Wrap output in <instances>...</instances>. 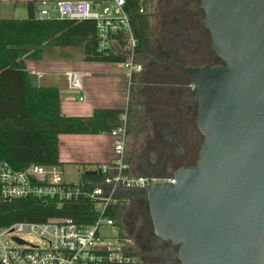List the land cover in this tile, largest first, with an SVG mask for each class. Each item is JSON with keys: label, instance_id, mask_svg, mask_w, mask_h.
<instances>
[{"label": "water", "instance_id": "1", "mask_svg": "<svg viewBox=\"0 0 264 264\" xmlns=\"http://www.w3.org/2000/svg\"><path fill=\"white\" fill-rule=\"evenodd\" d=\"M201 5L225 64L185 68L205 140L175 183L145 184L151 211L158 234L180 244L181 264H264V0ZM30 78L37 87L38 75Z\"/></svg>", "mask_w": 264, "mask_h": 264}, {"label": "trees", "instance_id": "2", "mask_svg": "<svg viewBox=\"0 0 264 264\" xmlns=\"http://www.w3.org/2000/svg\"><path fill=\"white\" fill-rule=\"evenodd\" d=\"M151 0H126L131 26L139 47L151 35ZM118 46L127 44L123 32L113 35ZM101 37L94 19L39 18L35 2L28 3V17L0 18V165L7 161L16 169L33 163L61 165L60 135L108 133L121 122L124 108H98L92 116H69L61 109L57 85L34 87L26 60H40L53 47H81L85 61L119 63L127 59L114 47L101 50ZM138 111L130 119L137 117ZM99 173L82 174L85 189L102 180ZM123 207L111 215L122 217ZM53 217H70L79 225H91L95 206L87 197L60 206L55 199L0 197V229L21 221L45 222Z\"/></svg>", "mask_w": 264, "mask_h": 264}, {"label": "built area", "instance_id": "3", "mask_svg": "<svg viewBox=\"0 0 264 264\" xmlns=\"http://www.w3.org/2000/svg\"><path fill=\"white\" fill-rule=\"evenodd\" d=\"M126 0H113L111 7L102 11L96 9L90 0H41L36 5L39 18L94 19L101 37L100 49L114 47L127 55L124 62L115 63L131 78L140 72L139 42L125 10ZM123 32L127 39L121 49L113 35ZM77 75V85H71V78ZM71 88L82 86L80 74L67 73ZM82 99V98H81ZM128 110L121 122L108 134L112 137V156L97 169L102 180L91 182L85 189L80 183L65 179L60 165L33 163L23 169H16L9 162L0 165V197L4 200L37 197L55 199L62 206L65 203L87 197L95 206L96 219L88 226H81L70 217H53L45 222L21 221L0 229L1 264H137L138 251L132 237L128 235L122 217L111 215L116 207H123L134 187H146L158 179L132 172L128 160L129 141ZM167 180L175 183L171 176ZM122 181V183H121ZM121 183V186H119ZM33 235L38 241L27 239ZM16 238L21 239V243Z\"/></svg>", "mask_w": 264, "mask_h": 264}, {"label": "flooded vegetation", "instance_id": "4", "mask_svg": "<svg viewBox=\"0 0 264 264\" xmlns=\"http://www.w3.org/2000/svg\"><path fill=\"white\" fill-rule=\"evenodd\" d=\"M201 3L159 0L158 25L151 31L148 47H139L141 77L133 97L140 110L134 121L143 140L137 170L158 178L150 183L196 165L205 140L197 123L199 103L189 98L194 85L185 68L225 61L213 48ZM128 197L122 222L135 242L137 264H181L180 244L156 230L147 188L134 187Z\"/></svg>", "mask_w": 264, "mask_h": 264}, {"label": "crops", "instance_id": "5", "mask_svg": "<svg viewBox=\"0 0 264 264\" xmlns=\"http://www.w3.org/2000/svg\"><path fill=\"white\" fill-rule=\"evenodd\" d=\"M40 1L41 0H0V8L3 7L9 10V14L6 18H16L14 15L18 8L28 11V3L35 2L37 5ZM90 1L92 5L100 11L113 5V0ZM108 1L111 2L110 5L106 4ZM98 7L103 9L101 10ZM71 48L72 47H53L50 51H46L43 59L26 60L29 71L38 75V85H57L60 87L62 97L61 109L65 115L92 116L98 108H123L122 106L125 103V99L123 93L118 88L121 75L111 74L115 72L107 71V69H111L109 66L110 64H116L104 62V64L108 65V68L103 64L99 66L90 61H84L83 55L81 57V62L74 63L71 60L73 58ZM48 52L51 57L49 64H45L44 66L38 65L39 62L47 58ZM54 52L57 55H54ZM29 61L38 63H33V66H30ZM68 72L80 74L82 86L79 87V89H87L85 90L87 92L85 99L83 96H80L79 100H77L70 95L72 88L68 84ZM120 73L123 74L125 71L120 70ZM50 76H52V80L49 79ZM63 90H65V92ZM119 105L122 106L120 107ZM112 153V137L108 133L60 135L61 165L64 161L74 162L72 164L79 169L81 174L89 170L97 169L102 162L112 156Z\"/></svg>", "mask_w": 264, "mask_h": 264}, {"label": "rangeland", "instance_id": "6", "mask_svg": "<svg viewBox=\"0 0 264 264\" xmlns=\"http://www.w3.org/2000/svg\"><path fill=\"white\" fill-rule=\"evenodd\" d=\"M98 1V0H97ZM106 4H111L110 1H108ZM101 10L103 8L98 7ZM159 11H160V7H159V0H151V5L148 9V12L151 14L150 16V21H151V31H154L158 25V15H159ZM9 10L7 8H0V17L6 18L8 16ZM16 18H26L28 17V11L27 10H20V8H18L15 12L14 15ZM72 61L74 63H78L81 62V57L83 55V49L81 47H72ZM54 55H57L54 52ZM51 57H50V53L48 52L47 58L42 61V62H34V61H29V65L33 66V63H38V65H45V64H49ZM85 61V60H84ZM92 63H95L96 65L101 66L106 65L108 68L107 64H104V62H94V61H90ZM139 62H142V58L139 56ZM111 67V69H107L108 72H115V73H111V74H115V75H121L120 81L118 82V88L121 90V92L123 93V97L125 99V103L124 105H119L120 107L122 106L124 109L131 110L132 115L134 113H136V111L140 110V108H138L137 106V102L134 100L133 95L137 93V86L140 82V74L139 72L134 74L133 77H129L126 72L125 73H120V69L119 67H117L114 64H110L109 65ZM125 71V70H123ZM50 80H52V76H50L49 78ZM87 90L86 88L84 90H80L79 88H72L71 90V96L76 98L77 100H79L80 96H83V98L85 99L87 96V92L85 91ZM65 92V90H63ZM69 95V94H67ZM69 95V96H70ZM129 122H128V129H129V141H128V145H127V152H128V160L131 164V168H132V172L135 174H139V175H145L144 172L138 171L137 170V164L139 163L140 159H139V153L141 152V143L143 140V137L141 135V133L138 131L137 129V122H135L134 120L130 119V117L128 116ZM155 160V159H153ZM156 162V160H155ZM74 162H68V161H64L62 163L61 168L64 171V176L66 178V180L70 181V182H77L79 183L82 179V174L79 172V169L77 167H75L74 164H72ZM27 239H32L33 241H38V239L33 236V235H24Z\"/></svg>", "mask_w": 264, "mask_h": 264}]
</instances>
